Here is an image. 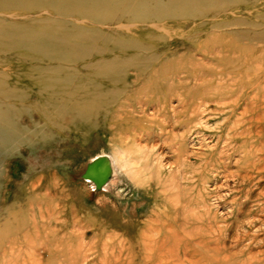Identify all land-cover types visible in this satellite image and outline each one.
Returning a JSON list of instances; mask_svg holds the SVG:
<instances>
[{
	"label": "rangeland",
	"instance_id": "374dc122",
	"mask_svg": "<svg viewBox=\"0 0 264 264\" xmlns=\"http://www.w3.org/2000/svg\"><path fill=\"white\" fill-rule=\"evenodd\" d=\"M233 10L239 17L247 20L221 29L220 35H214L213 38L222 41L219 40L222 34L235 32V36L227 37L222 44L250 43L252 50L249 58H239L238 54H221L218 50L211 55H204V52L198 49H191L189 53L187 47L180 42L183 38L176 36L177 41L171 45V51H178L183 58L172 63L173 71L170 73L175 72L177 78H172L171 75L166 78L170 81L168 95L161 93L162 88H167L159 80L161 76L153 89L146 87L149 77L142 78L137 84L121 88V94L112 110L118 109V104L123 100L126 101L124 103L129 102L125 97H138L141 94L152 99L145 105L147 111L140 110L137 106L130 107L120 120L109 119L108 122L94 123L91 118L78 121L72 119L71 115L62 118L57 112L63 102L67 99L69 101L67 92L70 89L63 91L60 87L63 84L56 83L54 78H70L74 82L69 79L70 82L66 85L71 83L70 86H75L81 83L84 87L91 85L96 78L91 70L78 66L77 73L69 68L71 63L64 71H57L60 70L57 65L65 62L59 56L29 58L24 47L0 45L1 89L4 87L6 90L10 89L8 91L13 90L18 96L8 98L0 91V105L5 112L4 116L9 117L10 121L6 116L5 118L15 125V131L21 133L7 144L0 139V230L6 227V221L10 224L16 222L18 217L32 216L34 212L30 210L34 207H47L50 203L70 207L77 205L83 207L80 212L82 215L92 213L101 219H169L168 221L172 222V219L177 218L182 224L186 223L190 229H184L187 231L184 233L185 239L186 242H191L192 246L185 247L186 257L176 261L177 264H195L192 263L195 261L193 254L207 258L211 264L209 259L212 254L207 250L218 245L221 249L218 255L223 259H230L220 264H264V210H261L264 200V165L257 167V170L245 166V150L249 151L253 147L257 154L255 164L264 160V40L248 38L253 36L256 30L264 28L248 22L254 20L256 14L264 12V0H254L248 6L235 7ZM26 15L8 17L1 23L5 25L4 22L9 20L7 24L15 22L35 25L38 29L47 28L41 22H30L29 16L34 15L39 19L49 16V13L46 15L35 12ZM225 15L223 18L226 21L236 17L233 13ZM1 49H6V53ZM185 53L189 60L186 55L184 57ZM192 53H196L194 60ZM129 57L133 56L127 58ZM177 66L182 68L177 70ZM189 67L194 69L195 73L190 74L193 77L183 73L178 76L180 70ZM195 74L203 75L202 80L195 77ZM212 74L217 77H212ZM46 77L48 79H43ZM223 78L226 80L225 85L222 84ZM48 85L51 86L47 89ZM55 91L63 92L59 94L60 98L54 97L52 93ZM223 93H228L238 101L232 99V103L228 104L230 100H215V95ZM200 96L209 100L206 104L208 108L199 106L194 113L201 101ZM61 97H64L63 101ZM51 100L52 103L57 102L60 105L54 109L52 104L47 102ZM158 102L166 104L167 111L154 115L153 111ZM247 103H250L252 110L246 114L245 121L235 122L239 123L235 131L244 126L253 127L254 130L247 137H241L232 131L234 125L228 117L233 108L227 109L233 104L237 106L236 116L241 120ZM224 104L230 106L224 107ZM221 108L226 111L222 112ZM204 110L206 111L201 116L200 113ZM253 114H256L257 118L248 121L249 115ZM121 124L122 130L130 132L129 137L125 136L123 144H133L131 151L134 156L137 152L145 156L142 160L146 162L141 166L140 175H127L123 170H119L113 158L110 138L112 136V140L117 139L116 133ZM246 143L250 145L247 149L244 147ZM103 153L112 161L114 172L104 184L93 186L87 182L90 178L89 170L92 161ZM42 213L44 212H37L35 215L40 216ZM204 219L208 221L203 224L201 221ZM209 226H212L213 231L219 228L220 232L210 233ZM88 238H92L90 234ZM200 239L207 248L194 245ZM3 261L0 255V263Z\"/></svg>",
	"mask_w": 264,
	"mask_h": 264
},
{
	"label": "bare ground",
	"instance_id": "6f19581e",
	"mask_svg": "<svg viewBox=\"0 0 264 264\" xmlns=\"http://www.w3.org/2000/svg\"><path fill=\"white\" fill-rule=\"evenodd\" d=\"M253 2L254 0H0V45L24 47L28 51L29 58L30 56L38 59L59 56L65 62L58 64L59 66L57 65L60 68L57 71H64L66 66L71 63L72 66H69V68H72V70L77 71L76 67L81 66V68L92 71L96 78L92 84L90 83L91 85L84 87V84L81 83L75 86H70L71 83L66 85V83L70 82V78L64 77L58 80V78H54L56 75L53 77L54 81H57L56 83L63 84L60 86L63 91L66 88L72 90L68 89L67 93L70 99L63 102L61 106H59L60 103H52L53 100L47 101L48 104H52L54 109L57 108V105L59 106L57 112L60 117L65 118V116L71 115L72 119L78 121L83 119L87 121L88 118H91V122L94 123L99 121L108 122L109 119L111 121L120 120L127 113L126 109L137 106L140 110L145 111V105L152 100L148 95L143 97L141 94L138 97H125V100L129 102L124 103L126 101L123 100V102L118 104V109L112 110V106L121 94V88L137 84L140 79L149 77L146 87L153 89L158 77L161 76L159 80L162 85L165 84L163 86L167 87L166 89L162 88L161 93L168 95L170 90L168 84L170 81L166 78L170 77V75L172 78H177L175 72L170 73V71H173L172 63L183 58L178 51H171V45L177 41H175L176 36L183 38L180 42L187 47L186 50L189 53L191 49H198L200 52H204V55H211L215 53V50H218L221 54H238L239 58H249L252 50L250 43L232 44L228 42L227 44L226 42L222 44L227 37L235 36V32L222 34L219 37V40L221 39L222 41H217L213 37L217 34L220 35L221 29H227L231 25L241 24V22L246 21L247 19L239 17L233 8H242ZM35 12L46 15L49 13V16L39 17V19L34 15L29 16L30 22H41L47 28L38 29L35 25H22L15 22L7 24L9 20L4 22L6 23L5 25L1 23L8 17L14 18ZM229 13L236 15L234 20L226 21L223 18L226 16L225 14ZM255 16L254 20H249L248 22L260 28L264 26V12ZM250 37L263 41L264 28L256 30L253 36L248 38ZM1 50L4 52L6 49ZM18 54L20 55V52ZM183 55L184 57L185 55L187 56L186 53ZM128 56L133 57L127 58ZM191 57L194 60L196 53H192ZM186 58L188 59V56ZM170 60L172 61L169 62ZM180 68L182 67H176L177 70ZM193 71L194 69L189 67L183 71L180 70L178 76L179 73H183L191 78L193 76L190 74L195 73ZM41 72L43 71L41 70ZM77 73L79 72L77 71ZM130 74L132 77H129ZM46 75L43 74V76ZM40 76L42 77V75ZM194 76L202 80L203 75L195 74ZM212 77H217V75L212 74ZM72 81L74 82V80ZM225 82L226 80L223 78L222 84L225 85ZM50 86L48 85L47 89ZM3 89L5 88L3 87ZM3 89L0 90L3 93L2 95L5 94L8 98L18 97L13 90ZM62 93L61 91H55L52 94L57 99L59 94L61 95ZM215 97H217L215 99L217 101H231L232 99V101H238L234 100L228 93L215 95ZM63 98L61 97L62 101L64 100ZM205 99L207 98L200 96L201 101L197 104V108L193 111L194 113L200 108L199 106L206 107L209 100ZM232 101L228 104H231ZM228 104H224V107L230 106ZM234 104L227 109L233 108L228 115L234 125V127L232 126L233 129L232 127L231 129L234 133L240 134L241 137H247L252 134L253 127L244 126L235 131V127H239V123L235 122L247 119L246 114H249L252 110L251 105L250 103L246 104L240 120L239 116H236L235 110L237 106ZM165 105L162 102H158V105L156 103L153 114L160 115L161 111L165 113L167 111ZM220 110L222 112L226 111L224 108ZM53 111L51 110V112ZM205 111L200 113L201 116ZM4 114L5 112H3L0 105V139L7 144L21 133L15 131V125L9 122V117L5 115L9 121L6 119ZM249 116L250 119L248 121H253L254 118H257L256 114ZM258 117H260V114ZM233 119L235 120L233 121ZM122 125L117 133L113 129L118 140L115 138L112 140V136L110 138L113 146V158L119 170H123L127 175L139 174L142 172L141 166L146 162L142 160L145 156L143 157L139 152L134 156L131 151L133 150L131 147L133 144H123L125 136L129 137L130 132L129 130H122ZM248 146L250 145L246 143L244 147L247 149ZM253 148L249 151L245 150V166L253 168V170L256 168L257 170V167L264 165V160L260 164H255L257 154L253 151ZM113 172L112 161L103 153L92 161V166L89 170L90 178L87 179V182L93 186L96 184L100 186L107 181ZM261 210H264V200ZM30 211L34 212L32 216L18 217L16 222L10 224H7L9 222L6 221V227L0 230V255L4 259L0 264H125V262L127 264H175L180 258L186 257L185 247L187 245L192 246L191 242H186L184 234L187 232L184 229H190L189 225L186 223L182 224L177 218L172 219V222H169V219H147L145 221L143 220L144 218L135 220L132 218L125 221L120 218L111 219L109 217H102L101 219L98 215H93L92 213L82 215L80 212L83 211V207L77 205L70 207L51 203L47 207H34ZM41 211L44 213L40 214V216L35 215L37 212L41 213ZM72 213H74V217ZM206 221L208 220L204 219L201 222L204 224ZM209 230L212 234L217 233V231L220 232L219 228L213 231L212 226ZM193 233L198 235L197 232ZM88 234L92 238H88ZM201 236L202 233L199 238ZM92 239H95V241H90ZM194 245L207 248L203 245L201 239L200 241L197 240ZM207 251L212 254L209 259L211 264H220L230 260L223 259L218 255L221 251L219 245L211 246ZM192 256L195 259L192 263L210 264L205 257H198L194 254Z\"/></svg>",
	"mask_w": 264,
	"mask_h": 264
}]
</instances>
